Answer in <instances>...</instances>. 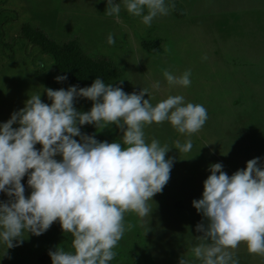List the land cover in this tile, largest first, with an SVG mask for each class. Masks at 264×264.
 <instances>
[{"label": "rangeland", "instance_id": "1", "mask_svg": "<svg viewBox=\"0 0 264 264\" xmlns=\"http://www.w3.org/2000/svg\"><path fill=\"white\" fill-rule=\"evenodd\" d=\"M114 3L120 4L118 16L106 14L107 0H0L2 38L13 44L6 53L0 44V123L23 108L29 96L41 94L50 104L45 88L72 86L57 82L50 58L22 38L26 25L44 31L57 46L76 39L87 54L109 57L120 74L106 84L123 81L120 86L128 94L146 88L149 96L144 98L150 97L154 106L176 95L183 96L185 104L203 105L208 119L191 136L168 121L145 125L146 142L156 139L167 145L166 158H174V165L163 191L148 201L151 211L143 226L137 215L125 214V225L134 227L125 231L109 262L179 264L182 256L189 264H201L192 249L202 242L196 226L206 221L192 201L202 198L209 165L222 163L229 176L256 157L264 165V0H165L175 8L155 17L150 26L128 13L123 0ZM6 17L11 19L4 23ZM109 34L115 44L108 43ZM157 41L162 52L149 53L144 44ZM164 70L177 77L190 70V86L169 85ZM157 82L158 89L153 87ZM75 106L87 112L92 102L79 98ZM91 126L97 140L122 142L115 125ZM81 131L88 134L85 127ZM188 139L192 149L179 152L175 142ZM23 238V244L12 249L0 242V264H37L49 245L74 251L73 237L62 231L59 221L40 236L25 231ZM229 251L238 264H264V256L249 254L246 243Z\"/></svg>", "mask_w": 264, "mask_h": 264}, {"label": "clouds", "instance_id": "2", "mask_svg": "<svg viewBox=\"0 0 264 264\" xmlns=\"http://www.w3.org/2000/svg\"><path fill=\"white\" fill-rule=\"evenodd\" d=\"M123 4L148 26L175 8L165 0H123ZM120 11V4L107 0V15L118 16ZM108 43L115 44L111 34ZM163 76L169 85L191 84L190 70L179 77L164 70ZM55 79L62 83L67 76ZM122 83L106 84L97 77L91 86L45 88L50 104L41 94H33L23 108L0 123V193L8 197L0 200V242L7 249L22 245L25 231L40 236L59 221L62 231L71 233L74 251L50 250L52 264H109L125 231L134 227L125 225V214L134 213L143 226V218L151 211L148 201L163 191L174 165V158H166L167 145L162 147L156 139L146 142L145 125L168 121L179 133L191 136L202 129L208 114L203 105L185 104L181 95L154 106L150 97L144 98L149 96L148 89L128 94ZM153 87L158 89L159 82ZM79 98L92 102L89 111L76 108ZM85 125L97 129L115 125L122 142L99 141L82 133ZM192 147L191 139L175 142L179 152L187 153ZM260 160L247 161L246 168L231 176L222 163L209 165L211 174L204 181L202 198L192 201L206 221L197 224L202 242L192 249L201 264H238L229 249L242 242L249 254L264 256V165ZM25 176L31 189L27 196ZM179 264L189 261L181 256Z\"/></svg>", "mask_w": 264, "mask_h": 264}, {"label": "trees", "instance_id": "3", "mask_svg": "<svg viewBox=\"0 0 264 264\" xmlns=\"http://www.w3.org/2000/svg\"><path fill=\"white\" fill-rule=\"evenodd\" d=\"M11 18L6 17L4 23ZM3 23L0 24V27ZM0 44L4 53L6 49H10L12 52V43L6 44L3 41L2 33L0 30ZM22 38L27 42H32L33 45L37 46L39 51L48 56L54 65V70L59 75H66L67 80L64 83L70 85H78L79 87L91 86L93 81L100 77L104 82H109L115 79L120 74L119 66L107 56H91L87 54L81 47L80 43L76 39L69 40L65 42L62 46H57L49 36L40 29H34L28 25L24 26L22 29ZM144 47L149 53L160 54L162 49L160 47V42L155 43H145ZM11 56L10 53H7ZM41 66V65H39ZM40 72H42V67ZM53 80V85H54ZM87 129L89 135H93L92 126H83ZM119 138L122 141V133L119 131ZM25 187V194L30 195L31 189L27 184V176L22 181ZM0 200L7 201L8 197L4 193H0ZM54 251L56 248L54 245H49L45 250H43L37 260V264H52L49 251Z\"/></svg>", "mask_w": 264, "mask_h": 264}]
</instances>
